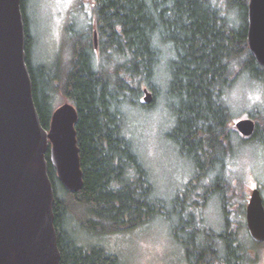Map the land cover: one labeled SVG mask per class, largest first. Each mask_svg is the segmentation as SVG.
<instances>
[{"label": "trees", "instance_id": "1", "mask_svg": "<svg viewBox=\"0 0 264 264\" xmlns=\"http://www.w3.org/2000/svg\"><path fill=\"white\" fill-rule=\"evenodd\" d=\"M28 1L21 0V7L41 124L50 129L60 91L79 116L76 131L84 173L80 192L71 194L63 188L47 154L56 194L61 264H120L119 257L104 246H84L73 237V229L66 228L71 214L86 233L97 237L129 232L160 217L170 222L174 216L180 224L173 225V238L187 263L232 264L219 256L221 245L213 243L211 232L194 222L193 210L219 191L218 184L204 186L206 192L192 203L191 195L184 201L176 196L169 209L125 134L123 103L137 105L129 97L138 98L142 85L155 92L157 70L167 71L164 98L175 118L169 140L194 167L188 185L194 193L199 179L213 177L217 163L225 167L223 159L234 152L232 113L226 102L229 89L243 75L264 82V68L255 62L247 42L249 0H94L99 49L87 37L86 42L73 37L74 59L64 77L60 67L54 71L32 61ZM263 137L264 130L257 124L253 139ZM58 188L65 193L59 195ZM228 250L236 255L232 245ZM237 260L235 256L233 264Z\"/></svg>", "mask_w": 264, "mask_h": 264}, {"label": "rangeland", "instance_id": "2", "mask_svg": "<svg viewBox=\"0 0 264 264\" xmlns=\"http://www.w3.org/2000/svg\"><path fill=\"white\" fill-rule=\"evenodd\" d=\"M27 13L32 61L38 67L54 71L58 66L63 69L61 74L64 77L74 59V42L77 39L86 42L85 37L94 42V0H29ZM157 77L159 89L154 92L142 85L138 98L129 95L131 100L138 101L137 105L123 103L125 134L149 170L156 194L167 200L169 209H172L176 196L180 195L184 201L187 194L191 195L189 200L192 203L200 200L199 195L206 192L204 186L209 188L218 184V192L211 193L202 207L196 205L201 208L193 210L194 222L211 232L214 244L220 242V257L230 259L232 264L235 256L238 259L236 264H264V243L256 244L249 237L244 215L253 190L259 188L264 202V137L261 141L245 139L235 129V123L251 118L264 130V82L243 75L229 89L226 102L232 113L234 152L223 159L225 167L217 163L213 177L200 178L196 183L199 188L192 193L188 185L194 167L169 140L175 124L173 108L168 104L167 96L164 98L169 75L161 69L157 70ZM145 89L152 94L150 105L144 104ZM67 102L61 91L56 94L55 108ZM57 193L62 195L65 192L58 188ZM187 212H184L186 221L191 218ZM70 218L66 228L70 232L73 229L71 233L80 244L102 245L119 257L120 264H189L180 244L173 238V225L180 224L177 217L173 216L170 222L160 217L132 231L104 237L89 235L72 214ZM223 233L224 239H218L217 235ZM206 239L204 242L207 243ZM229 245L237 249L236 255H231Z\"/></svg>", "mask_w": 264, "mask_h": 264}, {"label": "water", "instance_id": "3", "mask_svg": "<svg viewBox=\"0 0 264 264\" xmlns=\"http://www.w3.org/2000/svg\"><path fill=\"white\" fill-rule=\"evenodd\" d=\"M247 42L255 62L264 68V0H249ZM98 49V32H94ZM144 104L152 94L144 90ZM79 116L67 102L52 115L46 130L39 117L28 67L21 0H0V264H61L56 230V195L49 176L50 154L58 181L73 194L84 186L76 124ZM244 138L256 122L235 123ZM249 237L264 243V202L253 190L246 208Z\"/></svg>", "mask_w": 264, "mask_h": 264}, {"label": "flooded vegetation", "instance_id": "4", "mask_svg": "<svg viewBox=\"0 0 264 264\" xmlns=\"http://www.w3.org/2000/svg\"><path fill=\"white\" fill-rule=\"evenodd\" d=\"M257 125V124H256ZM255 135V134H254ZM254 135H253V137H254ZM253 137H251V138H253ZM251 138H248V139H251ZM246 139V138H245ZM259 189V188H258ZM247 208V207H246ZM244 215H245V224H246V209H245V211H244ZM246 228H247V226H246Z\"/></svg>", "mask_w": 264, "mask_h": 264}, {"label": "bare ground", "instance_id": "5", "mask_svg": "<svg viewBox=\"0 0 264 264\" xmlns=\"http://www.w3.org/2000/svg\"><path fill=\"white\" fill-rule=\"evenodd\" d=\"M223 230V229H222Z\"/></svg>", "mask_w": 264, "mask_h": 264}]
</instances>
